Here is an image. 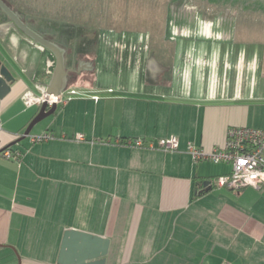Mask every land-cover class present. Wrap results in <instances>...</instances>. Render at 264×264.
<instances>
[{
    "label": "crops",
    "instance_id": "obj_1",
    "mask_svg": "<svg viewBox=\"0 0 264 264\" xmlns=\"http://www.w3.org/2000/svg\"><path fill=\"white\" fill-rule=\"evenodd\" d=\"M4 1L66 49L61 92L77 86L101 98L59 105L20 140L57 57L0 9V60L17 80L0 101V264H19L16 254L22 264H58L69 229L109 238L106 264H264V187H215L232 164L187 151L223 147L232 127L264 129V23L233 24L231 8L208 9L205 19L218 21L210 37L168 25L159 42L150 29L104 24L102 13L98 27L79 21L71 0L46 11ZM183 7L178 15H195ZM163 42L174 44L172 57ZM79 58L93 71H78ZM45 132L56 137L32 142ZM172 136L178 151L158 148ZM138 138L155 147L130 144Z\"/></svg>",
    "mask_w": 264,
    "mask_h": 264
},
{
    "label": "rangeland",
    "instance_id": "obj_2",
    "mask_svg": "<svg viewBox=\"0 0 264 264\" xmlns=\"http://www.w3.org/2000/svg\"><path fill=\"white\" fill-rule=\"evenodd\" d=\"M24 2L25 5L34 7V10L40 11V9H42V11H46L48 8L51 9V7L55 8L56 6H60L61 2L63 6H67L66 4L69 3V0H24ZM174 2L175 0H71L70 5L67 7L77 10L76 15L79 21L86 18L87 22L94 27H98L100 15L102 13L105 14L104 24L109 22L108 24L119 28L127 27L141 31L150 29L159 42L164 40L165 28L168 27V25L183 24L187 26L192 25V27L197 26L199 31L190 32L188 36L190 39H194L195 36L201 38L200 34H202V30H206L207 36L210 37L212 32L210 30L218 21L205 19V14L209 9L208 5L205 6L198 3L192 6L190 4H184L185 7L183 8L188 10V14L192 12L195 13V15L192 14V16H188L185 13H179L178 15L177 11L171 8ZM227 4L228 3L220 2L219 6H215V10L220 11V8L228 7ZM197 6L199 7L198 9ZM213 6L214 5H212V7ZM231 6L232 5L229 6L232 9L231 12L234 13L232 20L233 24H244L246 22L253 24L259 22L264 23V9L248 6L241 7L239 5ZM212 7L209 9L211 12H213L214 9ZM103 8L105 10H103ZM101 9L103 12H101ZM40 15H44V12H41ZM161 44V48L166 55L172 57L174 44H164V42ZM16 256H20L22 261L20 254H16Z\"/></svg>",
    "mask_w": 264,
    "mask_h": 264
},
{
    "label": "built area",
    "instance_id": "obj_3",
    "mask_svg": "<svg viewBox=\"0 0 264 264\" xmlns=\"http://www.w3.org/2000/svg\"><path fill=\"white\" fill-rule=\"evenodd\" d=\"M107 91L111 93L113 89ZM80 97H90L95 101L101 98L99 91L92 93L74 86L62 91L57 97L55 94L37 97L35 102L40 105L47 102L49 106L53 104L59 106ZM55 137L52 132H45L31 136V140L36 143ZM75 139L84 140L85 137L82 134H77ZM130 144L138 147H155L154 142L145 143V140L140 138L131 141ZM158 148L166 152H175L179 150V141L174 136L161 138L158 140ZM187 151L192 155L194 161L210 160L216 163L228 162L232 164V171L229 174L218 176L212 180L211 183L215 187H225L234 191H241L247 187L261 190L264 187V129L247 126L232 127L229 129L228 138L223 147H215L211 151H206L189 143ZM4 155L16 160L21 157V153H12L10 149L5 150Z\"/></svg>",
    "mask_w": 264,
    "mask_h": 264
},
{
    "label": "water",
    "instance_id": "obj_4",
    "mask_svg": "<svg viewBox=\"0 0 264 264\" xmlns=\"http://www.w3.org/2000/svg\"><path fill=\"white\" fill-rule=\"evenodd\" d=\"M225 3H234V0H219ZM241 6L255 7L264 9V0H239ZM0 9L4 10L13 21L36 42L41 43L51 49L57 57V66L47 94H55L57 97L61 90L66 85V73L63 68L64 48L48 41L43 36L35 32L27 22L22 21L18 12H14L4 0H0ZM91 70L93 71V60L91 58H79L78 71ZM17 82L12 71L0 60V101L5 98L10 92L12 86ZM47 85V84H45ZM58 109L57 104L49 106L44 102L41 106L39 114L27 127L24 135L20 140L31 135L33 127L39 121L54 114ZM207 183V182H206ZM110 247V239L95 234L69 229L64 233L58 264H106V256ZM19 264H21V258Z\"/></svg>",
    "mask_w": 264,
    "mask_h": 264
},
{
    "label": "trees",
    "instance_id": "obj_5",
    "mask_svg": "<svg viewBox=\"0 0 264 264\" xmlns=\"http://www.w3.org/2000/svg\"><path fill=\"white\" fill-rule=\"evenodd\" d=\"M203 2V3H202ZM203 4V5H208L209 6V9L212 7V5H214L212 8H215V6H219L220 5V2H219V0H215V1H209V0H175V2L174 3H172V5H171V8L173 9H175V11H178L179 9H181L183 6H184V4H190V5H192L193 6V4H195V5H197V4ZM204 3H206V4H204ZM219 3V4H218ZM230 5H239V6H241V3H240V1L239 0H234V3H228L227 4V6L229 7ZM223 6V5H222ZM231 6V7H232ZM242 7V6H241ZM199 7L197 6V9H198ZM230 8V7H229ZM171 9V10H172ZM207 11V10H206ZM209 11V10H208ZM213 13V12H212ZM7 149H9V148H6V149H4L3 150V153H4V151L5 150H7Z\"/></svg>",
    "mask_w": 264,
    "mask_h": 264
}]
</instances>
